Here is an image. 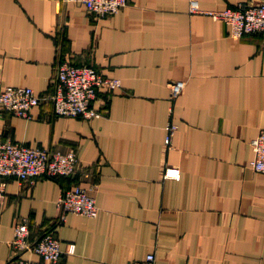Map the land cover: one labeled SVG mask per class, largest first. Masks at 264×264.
Returning <instances> with one entry per match:
<instances>
[{
    "label": "crops",
    "instance_id": "crops-1",
    "mask_svg": "<svg viewBox=\"0 0 264 264\" xmlns=\"http://www.w3.org/2000/svg\"><path fill=\"white\" fill-rule=\"evenodd\" d=\"M197 1L202 10L264 2ZM188 4L128 0L99 17L77 0H0V90L28 86L42 97L30 118L0 107V138L79 160L73 176L6 179L0 264L13 258L19 218L30 242L53 230L61 264H129L148 253L155 264H264V173L249 166L250 140L264 130V32L233 38ZM62 62L120 80L98 89L99 117L53 113ZM176 80L184 89L171 98ZM169 122L177 129L165 145ZM75 185L89 188L98 214L56 222L58 196Z\"/></svg>",
    "mask_w": 264,
    "mask_h": 264
},
{
    "label": "built area",
    "instance_id": "built-area-1",
    "mask_svg": "<svg viewBox=\"0 0 264 264\" xmlns=\"http://www.w3.org/2000/svg\"><path fill=\"white\" fill-rule=\"evenodd\" d=\"M77 1H81L86 9L99 17L116 14L128 4V0ZM188 12L204 13L213 20L223 22L228 27V34L233 38L264 32V2L255 4L238 2L233 7L202 10L197 0H189ZM56 80V90L49 96L53 113L83 119L101 115L99 108L92 104L99 88L114 90L121 84L118 78L105 76L92 66L68 62L58 65ZM184 85L182 80L169 83L171 98L179 95ZM41 100L42 97L28 86H5L0 90V107L24 118L31 117V109ZM176 129L177 124L173 122L166 125L165 145L170 144L171 136ZM250 146L253 157L249 161V166L254 171L264 173V130L250 140ZM78 164L79 160L74 150L50 151L0 138V203L4 197L8 177L32 183L39 176L49 178L73 176L77 172ZM56 208L58 212L56 222H61L67 213L93 218L99 210L89 188L80 185L64 190L56 200ZM28 233V220L17 219L10 242L13 258L9 264H61L63 251L53 230H46L34 242L28 240ZM23 252H32L38 259L26 258ZM129 264H155L154 253H148L143 260L132 261Z\"/></svg>",
    "mask_w": 264,
    "mask_h": 264
}]
</instances>
